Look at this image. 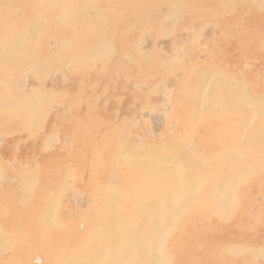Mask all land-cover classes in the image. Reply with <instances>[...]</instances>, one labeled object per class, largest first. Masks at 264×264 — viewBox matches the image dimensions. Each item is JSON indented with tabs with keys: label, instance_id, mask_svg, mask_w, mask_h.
Wrapping results in <instances>:
<instances>
[{
	"label": "bare ground",
	"instance_id": "1",
	"mask_svg": "<svg viewBox=\"0 0 264 264\" xmlns=\"http://www.w3.org/2000/svg\"><path fill=\"white\" fill-rule=\"evenodd\" d=\"M0 264H264V0H0Z\"/></svg>",
	"mask_w": 264,
	"mask_h": 264
},
{
	"label": "rangeland",
	"instance_id": "2",
	"mask_svg": "<svg viewBox=\"0 0 264 264\" xmlns=\"http://www.w3.org/2000/svg\"><path fill=\"white\" fill-rule=\"evenodd\" d=\"M153 117L156 121H158L159 120V113L158 112H154V113H152V115L150 114V117ZM161 121V120H160ZM158 123V122H157Z\"/></svg>",
	"mask_w": 264,
	"mask_h": 264
}]
</instances>
